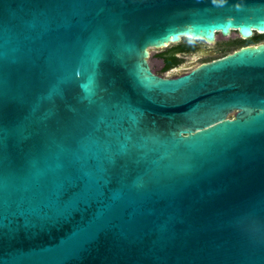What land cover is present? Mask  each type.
I'll return each mask as SVG.
<instances>
[{
	"label": "water",
	"instance_id": "obj_1",
	"mask_svg": "<svg viewBox=\"0 0 264 264\" xmlns=\"http://www.w3.org/2000/svg\"><path fill=\"white\" fill-rule=\"evenodd\" d=\"M233 31L264 0H0V264H264V42L148 60Z\"/></svg>",
	"mask_w": 264,
	"mask_h": 264
},
{
	"label": "rangeland",
	"instance_id": "obj_2",
	"mask_svg": "<svg viewBox=\"0 0 264 264\" xmlns=\"http://www.w3.org/2000/svg\"><path fill=\"white\" fill-rule=\"evenodd\" d=\"M257 36L263 34L258 41L244 40L236 31H233L232 34L225 38L217 35V40L212 43H208L203 39H193V38H182L180 42L170 43L164 48H152L150 49L149 61L151 67L154 71L158 72L163 76H175L180 75L186 72H189L193 67L203 63L209 62L218 57H222L228 53L233 52V50L246 45H254L260 42H264V33L254 32ZM261 36V35H260ZM192 42L194 46L185 51L184 53H178L177 56L181 59V62L173 68H170L168 71H162L163 63L160 60L158 54L168 50L174 46H177L180 43H190ZM233 115L230 114L229 117Z\"/></svg>",
	"mask_w": 264,
	"mask_h": 264
},
{
	"label": "trees",
	"instance_id": "obj_3",
	"mask_svg": "<svg viewBox=\"0 0 264 264\" xmlns=\"http://www.w3.org/2000/svg\"><path fill=\"white\" fill-rule=\"evenodd\" d=\"M261 35V36H260ZM263 34H259L258 36L254 34L251 38L249 39H244V40H251V41H258L259 38L257 37H262ZM194 46L192 42L190 43H180L177 46H174L168 50H165L158 55L163 59V67L162 71H168L170 68L175 67L181 62V59L176 55L177 52H185L191 49Z\"/></svg>",
	"mask_w": 264,
	"mask_h": 264
},
{
	"label": "flooded vegetation",
	"instance_id": "obj_4",
	"mask_svg": "<svg viewBox=\"0 0 264 264\" xmlns=\"http://www.w3.org/2000/svg\"><path fill=\"white\" fill-rule=\"evenodd\" d=\"M178 53H184V52H177L176 53V55L178 54ZM159 56V55H158ZM159 58H160V60H162V63H163V59L159 56ZM173 68V67H172ZM154 72H156V71H154ZM157 74H159L158 72H156ZM161 75V74H160Z\"/></svg>",
	"mask_w": 264,
	"mask_h": 264
}]
</instances>
